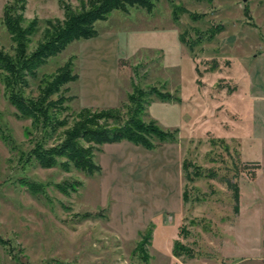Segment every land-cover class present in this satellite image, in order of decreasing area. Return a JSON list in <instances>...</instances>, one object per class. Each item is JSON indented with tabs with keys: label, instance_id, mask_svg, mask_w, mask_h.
<instances>
[{
	"label": "rangeland",
	"instance_id": "1",
	"mask_svg": "<svg viewBox=\"0 0 264 264\" xmlns=\"http://www.w3.org/2000/svg\"><path fill=\"white\" fill-rule=\"evenodd\" d=\"M24 1L0 0V50L13 58L7 3L12 16L23 13L25 26L38 24L28 55L65 19L64 5L81 8V0ZM151 2L150 11L112 12L96 23L95 37L51 56L27 80L29 100L56 78L77 77L47 101L66 108L49 110L54 124L66 122L57 133L19 115L0 71V264H239L256 253L264 171L252 183V161L264 163V147L252 135L264 141V0ZM135 87L173 97H149L141 118L175 130V143L152 138L150 151L127 141H81L102 168L92 176L67 169L65 157L53 168L38 163L34 150L63 151L85 108H119L109 125H124L134 116ZM226 180L240 189V221ZM148 231L152 239L141 252Z\"/></svg>",
	"mask_w": 264,
	"mask_h": 264
},
{
	"label": "trees",
	"instance_id": "2",
	"mask_svg": "<svg viewBox=\"0 0 264 264\" xmlns=\"http://www.w3.org/2000/svg\"><path fill=\"white\" fill-rule=\"evenodd\" d=\"M133 7H141L150 11L153 3L151 0H81V8L78 12L70 5H64L65 19L63 21L57 20L50 25L45 30L44 38L35 52L28 55V45L31 42V37L38 32V24L34 21L25 26L26 19L23 13L12 16L15 7L7 3L4 8L3 21L16 44L17 56L13 58L0 50V71L5 74L3 82L8 91L9 100L16 107L19 115L31 117L35 124L42 125L41 127L46 130L48 127H52L53 132L57 133L58 128L63 127L66 122L56 121L54 124V119L49 116V110L57 107L65 111L66 108L63 107V101L48 104L47 101L52 95L59 93L64 84L75 81L77 77L69 74L68 77L56 78L51 84H48V89L42 97L29 100L25 98L23 92L28 85L27 80L34 78L37 69L51 56L59 54L74 42L95 37L97 35L96 23L105 21L114 11L128 12ZM24 9L25 7L22 10ZM68 70L71 72V64L68 66ZM68 70L67 72H69ZM153 95L158 96L162 102L174 100L168 92L162 93L153 90L149 93H143L135 87L134 93L130 97V103L135 107L132 110L134 116L128 119L124 125L116 123L109 125L115 116L120 115L121 110L119 108L103 109L97 111L98 113H93V110L85 108L77 117V121L71 130L66 132L68 140L64 143L63 151H59L57 148L56 151H48L44 149L43 144H40V147L34 150V157L37 158L38 163L43 168H53L57 165L58 158L65 157L68 162L62 165H65L67 169L73 165L76 169L92 176L101 173L102 168L100 165L94 164L91 148L85 149L81 145V141L97 146L127 141L150 151L155 149L152 138H156L162 143H175V130H164L156 121L147 124L141 118L143 116L141 113L146 110V106L150 103L149 97ZM176 99L180 101L178 98ZM51 135L48 137L52 138ZM225 183L233 193L235 202L233 210L238 215L240 211V189L230 180H226ZM183 198L185 200L184 196ZM151 239V231L143 235L139 246L141 252L145 250V245Z\"/></svg>",
	"mask_w": 264,
	"mask_h": 264
},
{
	"label": "crops",
	"instance_id": "3",
	"mask_svg": "<svg viewBox=\"0 0 264 264\" xmlns=\"http://www.w3.org/2000/svg\"><path fill=\"white\" fill-rule=\"evenodd\" d=\"M254 105H256V104L254 103ZM260 105L264 106V103L260 104ZM250 107H251V105H250ZM254 107H256V106H254ZM255 113H256V111H254L253 115H255ZM256 134H257V132L253 133V135H252L255 137V139L253 141L255 142V144H257V142H261V144L258 143V145H263L262 147H264V141H259L262 138L261 134L258 133V135L261 136V138L257 137ZM233 139H234V137H233ZM234 140H238L239 145L241 146V144H240L241 138L240 137H236ZM117 144H120V143H117ZM252 162H254L258 166V168L255 172V177L252 180V183H256L258 181L261 173H263V171H264V163L262 161H260V159H254ZM239 206H241V207H240V211H239L240 217H239L238 221H240L241 215H242L241 195H240ZM252 247L256 251V253H254V255L249 254L247 256H243V257L239 258L238 259L239 264H264V220L263 221L261 220V238H260V241L256 245H253Z\"/></svg>",
	"mask_w": 264,
	"mask_h": 264
},
{
	"label": "water",
	"instance_id": "4",
	"mask_svg": "<svg viewBox=\"0 0 264 264\" xmlns=\"http://www.w3.org/2000/svg\"><path fill=\"white\" fill-rule=\"evenodd\" d=\"M245 1V0H244Z\"/></svg>",
	"mask_w": 264,
	"mask_h": 264
}]
</instances>
